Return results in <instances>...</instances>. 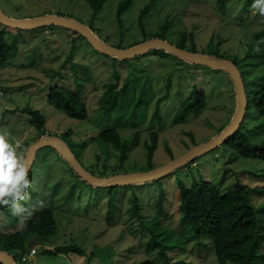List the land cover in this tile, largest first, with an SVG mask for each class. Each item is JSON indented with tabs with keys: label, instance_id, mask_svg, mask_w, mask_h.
Masks as SVG:
<instances>
[{
	"label": "rangeland",
	"instance_id": "rangeland-1",
	"mask_svg": "<svg viewBox=\"0 0 264 264\" xmlns=\"http://www.w3.org/2000/svg\"><path fill=\"white\" fill-rule=\"evenodd\" d=\"M120 1L105 0L92 23V6L88 0H0V9L14 20L34 19L49 14L75 20L88 27L100 41L119 49L161 39L157 37L161 33L162 40L174 46L183 43L182 36L185 33L191 34L196 53L211 56L218 49L227 60L241 59L250 46L254 54L246 62L248 74L264 75V59L260 56L262 53L255 49L259 50L258 43L264 47V40L253 37L255 32L264 29V16L251 9L252 0H225L223 9L218 7L219 0H130L120 15L119 24L116 11ZM149 2H152L151 8L140 17V11ZM168 23V27L162 31ZM3 26L6 25L0 23V29ZM6 27L5 38L10 43L13 40L16 42L17 52L5 66L0 67V135L5 136L13 145L20 142L16 151L23 159L39 135L41 138L60 139L66 146L68 142L71 144V140L65 137V132L70 128L72 143L88 142L80 156L77 154L78 147H70L88 171L108 174L143 173L159 168L196 146L207 143L230 124L235 114L237 98L234 84L229 72L223 67L202 66L198 69L197 64L160 48L148 49L132 58L118 59L98 52L82 35L65 27ZM44 29H48V33ZM78 35L84 40V49H77L74 57L76 65L71 63V67L69 64L61 66L70 40L78 41ZM189 46L190 41L187 39L183 47ZM113 58L125 60L115 64L119 73L118 86L129 76L131 80L129 101L124 103L120 111H113L108 116L103 114L98 103L104 90L102 84L113 80V67L110 63ZM75 66L78 73L74 80L72 72ZM87 69H90L91 75L88 82L85 81ZM247 69L244 65L240 66L244 80L252 76L246 77L244 70ZM61 84L71 89L78 88L79 97L88 113L86 120L68 118L48 103L49 87ZM167 84L168 98L159 104L160 118H157L154 116L155 101L166 93ZM194 86L205 93V109L198 115H189L184 122L172 123L173 114ZM150 95L153 97L149 103ZM140 99L142 102L138 104ZM26 108L38 110L43 115L45 131L29 123L30 115L23 112ZM246 120L247 136L252 141H264V129L258 125L259 119L249 112ZM111 127H117L128 145L127 156L122 164L117 150L111 146L102 147L91 140L98 129ZM152 131H156L158 136L149 168L144 143L150 142ZM68 166L63 156L53 147L47 145L38 149L28 173L31 181L28 190L30 198L21 203L31 213L45 206L53 210L57 229L47 244L79 245L88 252L96 251L97 256L91 261L72 253L52 258L41 253V246L33 245L36 252L39 251L28 264H128L150 257L144 252L138 234L128 226L130 191L126 189L119 193L116 202L117 215L120 216L112 226H108L104 219L106 199L94 201L96 193H91L90 187L80 189L77 185L69 201H64L63 195L73 183ZM182 167L174 169L170 175L167 174L169 176L163 175L167 177L162 181L165 199L161 212L154 206L157 192L153 187L145 185L135 188L141 197V213L148 217L151 228L164 233L167 242L177 244L168 253L170 263L183 261L190 264H217L208 241L204 242L206 248L196 245L189 230L183 231L185 225L181 227L179 224L176 178H180L187 184L193 179L210 180L224 190L231 189L236 181L254 187L249 191L250 201L257 209L261 223L254 261L256 264H264V162L236 157L231 148L219 144L196 157L195 164ZM21 216L25 218L22 220ZM21 216L8 217L0 209V231L18 227L28 218L27 213ZM100 249L107 250L106 259L97 251Z\"/></svg>",
	"mask_w": 264,
	"mask_h": 264
},
{
	"label": "trees",
	"instance_id": "trees-1",
	"mask_svg": "<svg viewBox=\"0 0 264 264\" xmlns=\"http://www.w3.org/2000/svg\"><path fill=\"white\" fill-rule=\"evenodd\" d=\"M88 2L92 6V23L105 0H88ZM129 3L130 0H121L118 4L116 15L119 24L120 15L128 7ZM218 4L219 9H223L225 0H219ZM151 6L152 2L146 4L140 11V17L147 13ZM168 25L169 23L165 24L162 31H164ZM6 28V26H3L0 29V67L3 65L5 66L6 62L17 52L16 42L13 40V42L10 43L5 38L4 33L7 31ZM47 31L49 30L44 29V32ZM157 37L163 39L162 33L158 34ZM253 37L258 40H264V29L255 32ZM187 39L190 41V46L189 48H184L183 43L186 42ZM77 40L78 41L70 40L68 52L65 53V58L61 66L69 64V67H71V63L76 65L74 59L77 55L76 51L79 47L84 49L83 38L78 35ZM182 40L183 43L176 47L196 53L194 40L191 34L189 35L185 33L182 36ZM258 44H260L259 50H257V48L255 49L256 51H260L262 53L260 56L264 59V47L261 43ZM84 45L89 49L86 43H84ZM250 48L251 47L249 46L246 49V52L241 59H228L232 61L240 72L244 87L246 107L242 120L236 131L232 136L222 142L220 146L231 148V151L234 152L236 157L253 158L264 162V141H252L245 133V123L247 122V120L245 121V117L249 112L259 119L258 125L262 128V130L264 129V75L258 76V74H248L249 70L246 67V62L248 61V58L254 54ZM210 55L211 56H206L214 59H227L223 52L218 49L214 50ZM123 62H125V60H117L115 58L112 59L110 63L113 70H111V66L109 68L111 70L113 80L102 84L104 90L100 96L98 105L104 115L109 116L113 111H120L124 103L129 101L128 94L129 83L131 80L130 76L123 80L121 86H118L119 73L117 72L115 64H121ZM238 65H244L248 70H244L246 77L252 75L249 77V80H244L242 72L240 71V66ZM202 66L203 65H197V67H199L198 69H201ZM77 73L78 70L75 66V69H73L72 72L74 80L77 77ZM90 76V69H87V75L85 78L86 82L90 80ZM257 77H260L258 79L259 81L257 80ZM65 84L52 85L49 87L47 93L48 103L55 109L62 111L68 118L83 121L86 120L88 118V113L84 102L79 97L80 92L78 91V88L75 87V89H71ZM152 97L153 95L148 97L149 103ZM167 98L168 84L166 85V93L163 96L158 97L155 101L154 116L157 118L159 117V104L163 100H167ZM141 102L142 99L139 100L138 104ZM203 109H205V93L201 88L194 86L189 95L182 101L177 111L173 114L172 123L184 122L189 115H198L203 111ZM23 112H27L30 115L29 123L32 126L40 131L42 129L44 130L45 119L38 110L26 108L23 109ZM70 134L71 129L69 128L65 132V137L68 140H71V144L68 142L67 148L75 157H77L73 148L78 147L76 148L77 154L80 156L82 151L86 148L88 142L83 141L79 144H74L72 143L73 139L70 137ZM157 136V132L152 131L150 133V142L144 143L146 148V163L149 168H151V161L153 151L156 147ZM36 137L38 140L41 138V135ZM91 140L95 141L102 147H113L118 151L120 164L124 163L127 156L128 145L127 142L122 139L117 127L102 130L98 129L96 135L93 136ZM71 146L73 147L72 149L70 148ZM187 164H195V159ZM68 168L73 183L69 186L68 191L63 195L64 201H69L77 185L80 186V189H89L88 187H90L91 193H96H94V201H100L103 198L106 199L104 219L108 226H112L115 219L120 216L119 214L117 215L118 208L116 202L119 197V193L125 192L126 189L130 191V197L128 199L129 205L127 207L128 226L135 234H138V240L143 245L144 252L149 254L150 257L133 261L128 264H190L183 261L170 263V256L168 253L173 251V249H175L173 247H177V244L167 242L164 239V233L155 231L151 228L149 224L150 221L148 222V217L141 213V197H139V194L136 191L137 189H135L136 187L145 185L153 187L154 191L157 192V196L154 199V206L159 212H161L164 207L163 202L165 199L164 185L162 184V181L165 177L169 176L172 171L168 173L169 175L165 174L167 176L151 179L152 181L148 180L150 182L145 184L136 185L135 183H132L123 185L95 186L82 179L79 174L70 167V165ZM89 172L94 176L102 178L118 174L115 172L110 174L106 172L96 173L93 170H89ZM176 180L177 212L180 213L179 224L181 227L182 225H185L186 228H184L183 231L186 229L189 230L192 240L196 242V245H201L206 248L207 246L204 242L208 241L210 250L214 253L217 264H256L254 261V251L258 243L261 223L256 213L257 209L250 201L249 191L254 187L249 184L236 181L231 189L224 190L218 184L206 179H193L190 184H187L180 178H176ZM0 209L7 213L8 217H14L8 207H0ZM137 223H139L138 226H133ZM56 226V218L53 210L46 206L41 207L39 210L33 212L31 216L28 217L26 221L22 222L18 227L8 229L6 231H0V252L11 255L14 264L30 263L32 260L21 262L20 257L22 254L28 252L33 245L41 246V253L52 258L59 255L67 256L72 253L78 256H83L86 261H91L94 256H97L96 251L88 252L79 245L69 243L53 246V244H47L51 237L56 234ZM183 231L181 233H183ZM108 247L112 248L111 246ZM38 251L36 254H38ZM97 251H99L101 257L106 259L108 255L106 249H100Z\"/></svg>",
	"mask_w": 264,
	"mask_h": 264
},
{
	"label": "water",
	"instance_id": "water-1",
	"mask_svg": "<svg viewBox=\"0 0 264 264\" xmlns=\"http://www.w3.org/2000/svg\"><path fill=\"white\" fill-rule=\"evenodd\" d=\"M0 23L17 29H33L42 26H61L73 31H76L79 35H82L91 46L100 53L111 55L118 59L132 58L148 49L160 48L166 52H169L177 57L184 59L185 61L191 62L197 65H203L207 67H223L225 68L233 81L237 106L235 114L233 116L230 124L216 137L209 140L207 143L196 146L195 148L189 150L179 158L172 160L171 162L147 172L143 173H130V174H118L111 175L108 177H97L92 175L87 171L78 161V159L73 155V153L67 148V146L57 138L43 137L33 143L27 150L24 160L27 162L30 169L33 163L35 152L43 146H51L56 149L65 159V161L70 165V167L79 174V176L86 182L92 185L98 186H109V185H123L132 184L148 181L151 179L159 178L176 168H179L188 162L194 160L199 155L208 152L209 150L215 148L217 145L224 142L227 138L232 136L239 126L242 117L245 112L246 100L244 94L243 82L240 76L238 68L232 63V61L227 59H214L207 57L198 53H193L185 49H180L162 39H152L143 42L139 45L133 46L128 49H118L111 45H108L100 41L96 35L85 25L69 19L63 18L56 15H45L34 19L27 20H14L6 16L0 9ZM0 263L2 264H14L11 255L4 252H0Z\"/></svg>",
	"mask_w": 264,
	"mask_h": 264
},
{
	"label": "clouds",
	"instance_id": "clouds-1",
	"mask_svg": "<svg viewBox=\"0 0 264 264\" xmlns=\"http://www.w3.org/2000/svg\"><path fill=\"white\" fill-rule=\"evenodd\" d=\"M251 9L264 16V0H252ZM19 146V141L13 145L0 135V207H9L14 216L30 217L31 211L21 203L30 198L31 181L28 164L16 151Z\"/></svg>",
	"mask_w": 264,
	"mask_h": 264
},
{
	"label": "built area",
	"instance_id": "built-area-1",
	"mask_svg": "<svg viewBox=\"0 0 264 264\" xmlns=\"http://www.w3.org/2000/svg\"><path fill=\"white\" fill-rule=\"evenodd\" d=\"M36 254V248L32 247L29 249L28 252L24 253L20 257L21 262L30 261L33 259L34 255Z\"/></svg>",
	"mask_w": 264,
	"mask_h": 264
}]
</instances>
